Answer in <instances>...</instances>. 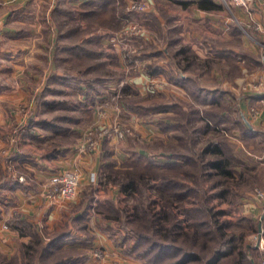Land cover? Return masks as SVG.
Returning <instances> with one entry per match:
<instances>
[{
  "label": "rangeland",
  "instance_id": "rangeland-1",
  "mask_svg": "<svg viewBox=\"0 0 264 264\" xmlns=\"http://www.w3.org/2000/svg\"><path fill=\"white\" fill-rule=\"evenodd\" d=\"M220 5V11L216 16H209V23L205 24L209 25V39L204 38V42L205 39L209 42V63L196 60L195 53L182 39L176 48L164 45L167 53L175 51L176 56L184 50L182 60L185 56L191 57L180 66L185 77L194 80L192 88L196 92L175 83L177 78L169 81L157 77L147 83L148 91L128 92L126 76L144 70L146 65L141 60L143 50L137 46V52H132L128 38L120 30L123 19L103 18L105 15L97 12V3L84 7L90 14L82 15L81 22L68 10L66 15H55L60 28L58 36L53 30L56 36L53 41L44 28L40 33L37 29L38 36L44 37L50 49L54 43L57 52L64 57L68 55L69 65L65 64V68L69 77L35 79L25 75L21 78L25 89L23 98L20 100L13 91L5 96L9 118L0 124V178L6 174L12 181L0 182V233L3 235L0 250L10 249L0 252V264L2 261L5 264H54L56 261L60 264H172L189 253L200 258L187 264H206L219 251L226 252L217 264H264V249L260 248L264 245L260 246L262 239L258 237L264 228V200L258 194L264 192V125L259 124L264 115V101L257 96L264 95V85L254 88L256 83L264 81V0H249L242 7L247 13L245 19L238 16L241 11L238 6L227 7L223 0ZM145 13L130 16L143 30L147 29ZM227 18L229 31L233 30L228 33V39L212 36L211 21L225 25ZM36 20L37 13H33L31 21ZM151 24L155 27L156 23ZM72 25L74 33L70 34ZM62 31L66 37L61 35ZM108 33L110 36L106 37ZM95 35H102L122 57L127 49L132 52V63L123 57L126 70L123 77L107 66L105 49L100 45L102 38L95 43ZM114 35L118 36L116 44L112 43ZM84 42L86 48L95 49V55L78 58L61 48L79 43L82 46ZM213 51L220 53L214 55ZM98 61L104 63L101 70L86 69L89 64H100ZM96 75H101L96 78L100 80L95 79ZM110 75L114 77L111 79ZM4 76L0 83L5 81L13 88L12 76ZM109 82L111 87L105 86ZM52 84L62 88L55 95L48 93ZM248 95L255 98L247 100ZM144 98L147 99L143 102L150 106L160 101L167 105L178 103L180 110L147 114L128 106L130 99ZM253 108L259 111L257 116ZM239 115L252 129L262 131L261 135L244 138L237 130ZM94 124L99 125L103 135L89 149L86 134ZM117 130L127 132L125 140L117 138ZM131 140L136 151L156 160H172V164L164 171L158 167L159 173L153 169L136 171H141V165L126 168ZM206 145L222 147L228 164L219 170L204 165V169L198 168V161L214 157L197 155ZM78 152L83 153L81 163L76 160L80 155L75 159ZM96 153L99 158L91 156ZM171 153L176 155L168 160ZM190 155L194 157L185 162L184 157ZM226 168L233 174H226ZM130 169L135 172L129 178H135L138 187L133 193L121 187L127 179L125 171ZM65 170L79 171L81 183L82 172L89 178L95 172L96 184L85 182L74 199L63 201L72 206L53 220L54 223L48 222L45 215L40 219L22 216L21 220L30 224L16 221L19 214H15L18 211L13 207L19 201L17 191L21 190V197H28L29 202V193L44 186V197L56 201L49 195L44 176ZM174 176L182 187L162 186L166 177ZM184 185H189L191 190ZM252 205H257V209ZM74 215L77 220L72 221ZM158 223L168 235L163 236ZM61 234L62 239L71 236L44 255L45 243ZM230 237L234 242L227 240ZM30 242L35 246L29 252ZM161 244L166 245L165 249H161ZM62 259L69 263H63Z\"/></svg>",
  "mask_w": 264,
  "mask_h": 264
},
{
  "label": "crops",
  "instance_id": "crops-1",
  "mask_svg": "<svg viewBox=\"0 0 264 264\" xmlns=\"http://www.w3.org/2000/svg\"><path fill=\"white\" fill-rule=\"evenodd\" d=\"M147 1L150 3V10L145 14L147 15V19L145 18L147 23L144 24L147 25H145L147 29H144L143 35L139 38V46L143 50L141 60L145 62L146 65L143 68L144 70L139 72L134 71L130 76H126V88L128 92L145 90L149 80H152L151 78H167L171 81V78H177L182 74L185 77L180 63L191 59V57L185 56V59L182 60L181 58L184 50L176 56L174 53L175 51L167 53V47H164V45L166 46L168 44L171 45L170 47L176 48L175 45L177 44L178 46L182 39L188 45L190 51L195 53L194 58L196 60L203 59L204 62L209 63V42L207 41V39H209V25L206 26L205 24L209 23V16H216V12L220 11L219 9L200 7L198 3L202 0ZM213 1L218 5L222 3V0ZM88 2H92L91 4L93 5L97 3L93 2V0H0V78L5 77L4 75L12 76L13 78V88L5 81L0 83V124L9 118L8 110L5 109L6 105H4L5 96L9 94L10 91H13L18 95L20 100L23 98V90H25L23 88V81L21 80L23 76L26 77L25 75H29L35 79H43L52 76L58 78L69 77L65 68V64H67V66L69 65L68 55L65 54L66 56L64 57V54L57 52L56 47L53 46L54 43L52 44V49H50L49 44H45L47 41H44V37L38 36L37 29L40 33V30L44 28L46 32H49V39L51 35L52 39L50 40L53 41L54 37L58 36V29L60 28L57 26L58 23L55 15L58 13L66 15L68 12L65 11L68 10L72 15L74 13L75 17L80 20L82 14L87 12V10L84 9V4ZM130 2L131 0L124 1L125 9L129 12L130 16L139 15L138 13L135 14L130 11ZM117 4H119V2ZM225 5L227 6L226 3ZM237 9L241 10L238 12V16L245 19L246 12L244 9L240 6H238ZM116 12L118 15L121 13L119 9L116 10ZM33 13H37L36 23L31 21ZM130 16H122L120 20ZM226 20L228 22L229 18ZM78 22H81V20ZM151 23H156L155 27H153ZM210 24L212 36L216 38L222 37L228 39V33L230 31L232 33L233 31H229V22L223 25L219 21L212 20ZM218 24H220L221 29H219L220 26H218ZM73 27L72 25L70 30L74 31ZM49 29H52V32H50ZM53 30H56V36ZM65 33V31H62L61 35L64 34V37H66L67 35ZM204 38H207L205 39L206 42H204ZM104 39L105 38H102L100 45L105 49L106 54L104 59L107 62V66L111 71L119 73L120 75L122 74L121 77H123V70H125L123 57L117 48L110 47ZM164 39L167 40L165 44H163ZM203 43H205V46H203ZM211 53L215 55L220 52L213 51ZM153 64L156 65L154 66ZM152 68L158 70V74L151 75L146 73L148 69L152 70ZM94 70L95 69L90 71ZM100 77L101 75H96L95 78ZM112 77L114 76L110 78L112 79ZM175 83L178 84L177 80ZM56 84L61 85L63 83L57 82ZM164 85L166 86V84ZM105 86L111 87L110 82ZM59 88L61 87L56 88L54 84H52L51 91L49 90L48 93H54L55 95V92L59 90ZM14 101L16 100L14 99ZM259 124L264 125V115L261 116ZM82 154L83 153L80 154L79 152L75 154V159L80 155L79 159H76L77 161L79 160L80 163L82 162L81 158H83ZM85 156L89 157L88 155ZM91 156H95V158L98 157L97 153ZM89 159L91 158L89 157ZM44 174H46V172H44ZM82 174L81 185L89 181L88 174L87 176L83 172ZM44 177L46 178V176ZM33 191L30 193L28 192L30 195L29 202L26 201L28 197L25 199L21 197V195H23L21 190L17 191L16 194L19 196V201L13 207V209L18 211L15 212V214L18 213L22 216L28 215V217H34L35 219H40L45 215L48 222L54 223L53 220L61 216V213L67 212V207L69 206L67 202L53 201L44 197V186H40L39 190L35 188ZM52 202H55V204ZM71 206L72 205L69 207ZM252 206V208L256 207V209L258 207L257 205ZM76 218L72 221L77 220ZM52 226L54 227L55 225ZM0 236L3 237L2 233H0ZM9 249L10 248H4L1 249L0 252H6ZM2 262L3 264L6 263L5 261Z\"/></svg>",
  "mask_w": 264,
  "mask_h": 264
},
{
  "label": "trees",
  "instance_id": "trees-1",
  "mask_svg": "<svg viewBox=\"0 0 264 264\" xmlns=\"http://www.w3.org/2000/svg\"><path fill=\"white\" fill-rule=\"evenodd\" d=\"M124 1L125 0H93V2L99 3V7L96 8V9H98L97 12L99 14H104L105 16L103 18H105V17H106V19L111 18V20H114V21L120 20L119 15L116 12V10H118V9L121 11V13L120 12L119 13L123 14L122 16H130L129 12L125 9ZM118 2H119V4H117ZM91 3L92 2L85 3L84 6L86 7V6L92 5ZM116 5H117V8H116ZM198 5L200 7L209 8V9H219L221 7L220 5L215 3L213 0H202L198 3ZM88 14H90V12H87V13L82 14V15H83V17H87ZM99 22H100V19H99ZM99 24H101V23H99ZM69 32H70V34L74 33V31H72V30H70ZM108 36H110L109 33L106 35V37H108ZM94 38H95V43H99V40H101L102 35L101 36L98 35V37L95 35ZM61 48L67 49L69 52L71 51V54L75 53L73 55L77 56L78 58H79V56L82 57L84 55H95V51H94L95 49L86 48L85 42H84V45L82 44V46L79 43V44H75V45L70 44L68 46L62 45ZM98 55L99 54H97L96 56H98ZM100 55H101V53H100ZM98 62L100 64H97V65L89 64V65H87L86 69H88V70H93V69L96 70L97 69L96 71L101 70L104 66V63L101 61H98ZM155 68H157V67H155ZM155 68H152V70L148 69L146 71V73L151 74V75L158 74V70H156ZM188 78L189 79H187L186 77H183V75H180L177 77V82H178V84L183 86L185 89H188L189 92H196L194 90L195 87L192 88V85H193L192 83L194 82V80L192 79V77H188ZM96 80L98 81L100 79H96ZM187 84H190V87H188ZM254 96L255 95H248V96H246V99L252 100ZM257 96H259V95H257ZM146 99L145 98L142 100L130 99L131 100L129 103L130 105H128V106L132 109H137V110L142 111V112L147 113V114L149 112H152V111H154V112L174 111V112H176V111L180 110V109H178V107H179L178 103H172L173 105H167L163 101H160L159 104L154 105V106H150V105H148V103L143 102ZM237 121L240 122V126H239L240 128H237V130L242 133V136H244V138H248L250 136L258 137L259 135H261L262 131H255L254 129H252V127L242 118L241 115H239ZM235 125H237V124H235ZM226 137H229V135L226 134ZM235 137H236V135H235ZM237 137H238V135H237ZM133 144H134V141L131 140V146L129 149H127L128 154H127V157L125 159L126 168H128L129 166H134V165L136 166V168H139L138 166L141 165L142 167L139 168L141 171H139V170H136V171L142 172V171H147V169L148 170L153 169L154 172L159 173V172H157V171H160L159 168H163L162 170L164 171L166 169V167L169 168L170 164H172V162H171L172 160L171 161H160V160H156L155 158H153V156H148V155H145L144 153L136 151V148H134ZM208 154H212L214 157L208 159L207 161H204V159L201 161H198V163H197L198 168H200L201 170L204 169V166L210 168L211 170H219V168L224 167L225 163L228 164L226 157H224V151H223L222 147H220L219 145H206V146L202 147L199 152H197V155L198 156L201 155V157H204ZM173 155H176V153H171V156L168 158V160L173 159ZM193 157L194 156H192V155L185 156L184 157L185 162L188 159L193 158ZM202 162H205V163H202ZM133 172H135L134 169H130V170L125 171V173H127V175H125L124 178H127V179L121 183V187L124 189L125 192H128V193H133L134 191H136L138 189L137 180L135 178H129L130 173H133ZM225 173L229 174V175L233 174L232 171H230L228 168L225 169ZM188 174L192 175L191 173H188ZM151 178L157 179L158 176H153ZM175 178H167L166 177L165 181L162 182V179L160 181L162 182V186L163 185L174 186L175 188L182 187L183 184L181 183V181L177 180V177H175ZM7 179H8V181H12V179H9L8 176L6 174H4L3 176H1L0 182H3L4 180H7ZM90 186L93 187L94 185H90ZM184 187L188 190L191 188L189 185H184ZM182 192H185V191H182ZM180 194H181V192L179 193L178 196H180ZM15 218H16V221H18L19 223H23V224L29 223L28 221L26 222L25 220L24 221L21 220L22 215H19V216L17 215ZM74 218H76L75 215L72 217V220H74ZM18 226H20V224H18ZM157 228L161 232H164L163 236L168 235V233H165V230L163 229V226L161 225V223H158ZM23 234H24V232H23ZM220 235L225 236L226 233H220ZM70 236L71 235L62 239L64 237V235L61 234L58 237L51 239L50 241H47V243H45L46 245L43 247L44 255L49 254V250H53V248L55 246L60 245V243L62 244ZM227 240L230 243L234 242V238H232V237H230ZM37 241H38V243H40L39 240H37ZM34 246H35L34 243L30 242L27 245V251L30 252V249H32ZM231 246H232V248H234V246L232 244H231ZM165 247H166V245L161 244V249H165ZM167 248L170 249V247H167ZM232 248H230V249H232ZM224 252H226V251H224ZM224 252L221 253V251H219L220 256L217 254L216 256L209 258V260L207 261L206 264H217L219 262V258L221 256H224L223 255V254H225ZM68 258H71V257H68ZM197 258H200L199 255H195V254L190 255V253H189L187 255H183V257H181L179 260H177L176 262H174L172 264H187L190 260H192V259L197 260ZM62 262L63 263H69V262H65L64 259H62ZM54 264H60V263H59V261H56V263H54Z\"/></svg>",
  "mask_w": 264,
  "mask_h": 264
},
{
  "label": "built area",
  "instance_id": "built-area-1",
  "mask_svg": "<svg viewBox=\"0 0 264 264\" xmlns=\"http://www.w3.org/2000/svg\"><path fill=\"white\" fill-rule=\"evenodd\" d=\"M223 1L227 4L228 7L230 6L245 7L249 0H223ZM129 9L132 12L144 14L145 12L147 13L149 11L150 3L147 0H131ZM122 19H123V25L121 26L120 30L125 34V37L128 38L129 44L132 47V52H137L138 50L137 46H139V42H140L138 37H141L143 35L144 30L141 29V27L139 28L137 24L131 21L130 17H124ZM117 41H118V36L114 35L112 43L116 44ZM132 52L127 49L123 53L124 59L131 63H132ZM263 85H264V81H260L255 84L254 88L258 89L261 88ZM146 90H147V86H146ZM259 96L261 97L260 99L264 101V95L260 94ZM252 110H253V114L257 116L259 111L255 108H253ZM98 126L99 125L94 124L86 134V144L89 149H93V147H95V145L98 143L99 139L103 135V131H101V129H99ZM116 132H117L116 133L117 138L125 140L127 134L126 131L117 130ZM45 176H46L45 179L46 183L49 185V195H51L56 200L61 199L62 201H68L74 199L80 190L81 173L79 171L65 170L60 173L57 172L49 173V175H45ZM90 181L93 182V184H96L95 172L90 173L89 182ZM258 194L260 198L264 200V192L260 191ZM258 237L259 239L260 237L262 239L261 240L262 243H260V246L261 244L264 245L263 242L264 228L262 229V233H260V236ZM260 248L264 249V246H261Z\"/></svg>",
  "mask_w": 264,
  "mask_h": 264
},
{
  "label": "water",
  "instance_id": "water-1",
  "mask_svg": "<svg viewBox=\"0 0 264 264\" xmlns=\"http://www.w3.org/2000/svg\"><path fill=\"white\" fill-rule=\"evenodd\" d=\"M259 227L262 228L261 225ZM259 242H260V240H259ZM259 242H258V246H259Z\"/></svg>",
  "mask_w": 264,
  "mask_h": 264
}]
</instances>
